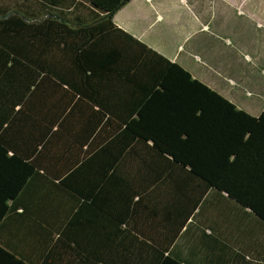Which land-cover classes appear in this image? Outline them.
<instances>
[{
    "label": "trees",
    "instance_id": "obj_1",
    "mask_svg": "<svg viewBox=\"0 0 264 264\" xmlns=\"http://www.w3.org/2000/svg\"><path fill=\"white\" fill-rule=\"evenodd\" d=\"M129 1L0 0V264H264V109L120 27Z\"/></svg>",
    "mask_w": 264,
    "mask_h": 264
},
{
    "label": "crops",
    "instance_id": "obj_2",
    "mask_svg": "<svg viewBox=\"0 0 264 264\" xmlns=\"http://www.w3.org/2000/svg\"><path fill=\"white\" fill-rule=\"evenodd\" d=\"M115 21L239 107L261 103L264 0H130ZM258 227L264 248V226ZM196 232L188 222L176 243L199 249Z\"/></svg>",
    "mask_w": 264,
    "mask_h": 264
},
{
    "label": "rangeland",
    "instance_id": "obj_3",
    "mask_svg": "<svg viewBox=\"0 0 264 264\" xmlns=\"http://www.w3.org/2000/svg\"><path fill=\"white\" fill-rule=\"evenodd\" d=\"M256 98V97H254ZM262 101L261 103H259L258 101L254 103V107H253V103H250L251 105V109L249 107H245V109L247 111H249L252 114L257 115L260 111V108H262V106L264 105V96L263 97H259Z\"/></svg>",
    "mask_w": 264,
    "mask_h": 264
}]
</instances>
